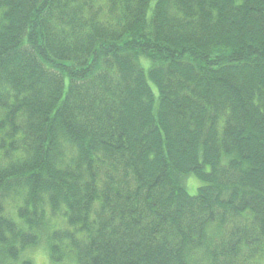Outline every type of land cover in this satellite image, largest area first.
<instances>
[{
	"label": "trees",
	"instance_id": "obj_1",
	"mask_svg": "<svg viewBox=\"0 0 264 264\" xmlns=\"http://www.w3.org/2000/svg\"><path fill=\"white\" fill-rule=\"evenodd\" d=\"M64 1L0 0V264H264V0Z\"/></svg>",
	"mask_w": 264,
	"mask_h": 264
},
{
	"label": "bare ground",
	"instance_id": "obj_2",
	"mask_svg": "<svg viewBox=\"0 0 264 264\" xmlns=\"http://www.w3.org/2000/svg\"><path fill=\"white\" fill-rule=\"evenodd\" d=\"M78 1L79 0H65L64 4L75 11L77 8V5H78ZM31 15H33V17L34 16L37 17L38 14L36 11H33ZM78 19H79L78 17L75 18V20H74L75 25H76ZM42 20H44V19L43 18L41 19V17L38 16L37 19H28L26 21V24L28 26H33V25L41 26ZM0 24L6 25V27H9L12 25L11 22L8 21L7 18L0 19ZM77 26H81V22ZM0 27L2 28V26H0ZM73 78H75V75L73 72H69L67 74V77H65L67 83L69 81L72 82ZM65 89L67 92L69 91L67 86H65ZM69 99L72 102H75V99L72 98L70 95H69ZM17 121H19V119ZM110 172L114 173L112 170H110ZM83 184L85 185L84 182H83ZM94 185H96L99 192L102 193V196H105V192H106L108 197H112L111 189H109V180L104 179L102 181H95ZM103 191H105V192H103ZM11 192H12V194L9 197L5 198L4 201L2 202V208L0 209L3 213L2 216L5 219L10 220V216H11L10 213H16L17 210H19L20 212L23 213V214H20V216H21L20 218L29 223L31 221V219L33 218V215L29 214L30 212L31 213L33 212V211H31L32 206L30 203V201H32V200L31 199L27 200L23 197L19 198L17 196V194H15L16 193L15 190H12ZM231 217H233V215H231ZM244 220H245V217H240L239 221H244ZM60 221H61L60 218H58L56 220V223L53 224V230L56 232L57 235H59L61 233L62 223ZM48 233H49V231H48ZM36 234H37V238L41 240L38 244L39 245L43 244L45 241V237H46L47 233L43 234V232L40 231V232H37ZM261 237H259V238L257 237L254 240H249V242H250L249 247L251 248V252H254L256 254H258L259 251H261V253H262V251L264 252V249H263V244H264L263 238L264 237H262V238ZM260 241L261 242L263 241V243L262 244H256L255 243V242H260ZM39 245H37V246H39ZM37 246L33 245V244L30 246H26L27 251L24 252V257L31 260V258H32L31 253L34 251L35 247H37ZM199 261L200 260L197 261V259L195 257H190L187 260L186 264H197ZM199 264H209V262L205 260V261L200 262ZM250 264H261V261L260 260H256V261L250 260Z\"/></svg>",
	"mask_w": 264,
	"mask_h": 264
},
{
	"label": "rangeland",
	"instance_id": "obj_3",
	"mask_svg": "<svg viewBox=\"0 0 264 264\" xmlns=\"http://www.w3.org/2000/svg\"><path fill=\"white\" fill-rule=\"evenodd\" d=\"M153 89L156 91V87L154 85ZM202 184V181L197 178L194 174L187 175L185 179V185L188 192L191 195H195L198 191V187ZM46 241L43 244L35 247L34 251L31 253V261L34 264H51L49 254L46 247Z\"/></svg>",
	"mask_w": 264,
	"mask_h": 264
}]
</instances>
